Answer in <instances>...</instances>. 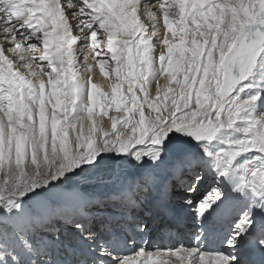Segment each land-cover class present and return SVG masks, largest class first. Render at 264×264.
Instances as JSON below:
<instances>
[{
    "label": "snow or ice",
    "instance_id": "1",
    "mask_svg": "<svg viewBox=\"0 0 264 264\" xmlns=\"http://www.w3.org/2000/svg\"><path fill=\"white\" fill-rule=\"evenodd\" d=\"M0 264H264V0H0Z\"/></svg>",
    "mask_w": 264,
    "mask_h": 264
},
{
    "label": "bare ground",
    "instance_id": "2",
    "mask_svg": "<svg viewBox=\"0 0 264 264\" xmlns=\"http://www.w3.org/2000/svg\"><path fill=\"white\" fill-rule=\"evenodd\" d=\"M94 71H95V73H96V76L94 77V81L98 78V79H100V80H103L104 78L103 77H101L100 75H99V69L98 68H96V69H94ZM110 123V122H109Z\"/></svg>",
    "mask_w": 264,
    "mask_h": 264
}]
</instances>
